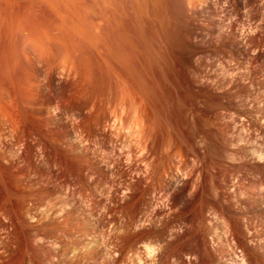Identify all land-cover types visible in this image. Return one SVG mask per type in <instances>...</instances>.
<instances>
[{
    "label": "rangeland",
    "instance_id": "374dc122",
    "mask_svg": "<svg viewBox=\"0 0 264 264\" xmlns=\"http://www.w3.org/2000/svg\"><path fill=\"white\" fill-rule=\"evenodd\" d=\"M0 264H264V0H0Z\"/></svg>",
    "mask_w": 264,
    "mask_h": 264
}]
</instances>
